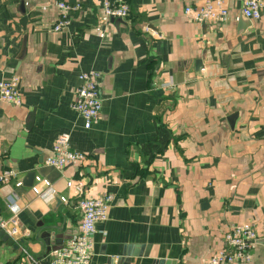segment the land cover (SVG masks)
<instances>
[{"label":"crops","instance_id":"0c3cea01","mask_svg":"<svg viewBox=\"0 0 264 264\" xmlns=\"http://www.w3.org/2000/svg\"><path fill=\"white\" fill-rule=\"evenodd\" d=\"M104 1L0 0V80L17 75L22 96L0 99V172L17 171L0 185V217L15 216L17 230L16 247L0 237V264H50L79 230L77 203L107 193L90 264H208L246 221L264 239V6L251 20L243 0H225L227 20L196 21L185 9L206 0H128L129 17L118 19ZM60 2L82 7L55 31ZM89 70L101 73L103 101L85 128L71 105ZM65 132L86 158L57 169L45 160ZM31 172L56 193L17 187ZM44 227L54 240L36 239ZM126 251L138 255L120 260ZM245 264H264V244Z\"/></svg>","mask_w":264,"mask_h":264},{"label":"built area","instance_id":"2783aa9c","mask_svg":"<svg viewBox=\"0 0 264 264\" xmlns=\"http://www.w3.org/2000/svg\"><path fill=\"white\" fill-rule=\"evenodd\" d=\"M263 0H243V14L251 20H259L262 16ZM58 7L61 14L54 25L55 31H60L70 24L69 12L78 10L82 4L60 2ZM103 10L109 18H128L130 6L128 0H105ZM186 14H190L196 21H225L228 18V9L225 0H206L202 5L188 6ZM100 31V28H96ZM101 73L96 70L82 71L79 74L80 84L76 89V99L71 107L82 117L84 127L90 128L97 120L102 109V96L99 82ZM20 78L13 75L9 79L0 80V99L13 105L22 103V96L19 89ZM163 86L170 87L172 82H165ZM86 156L74 150L70 143V133L58 135L54 146L53 155L47 157L45 164L62 169L65 166L82 162ZM17 177L14 169H5L0 172V185ZM16 186L23 185L22 180L16 181ZM67 186L81 191V182L67 181ZM32 192L42 199H48L56 193L52 182L40 175L35 177L31 187ZM62 201L68 204L67 197H61ZM113 195L107 193L95 198H82L77 203V208L81 214L79 230L55 251L50 264H90L94 256V235L97 232V223L108 219L110 203ZM17 195L8 197L7 206L12 211L17 208ZM18 213V212H16ZM16 217L10 220L0 217V230H5L9 235L17 232L12 225L16 222ZM258 233L252 222L246 221L234 224L224 235V247L212 255L208 264H245L252 260V249L257 243Z\"/></svg>","mask_w":264,"mask_h":264},{"label":"water","instance_id":"95a60500","mask_svg":"<svg viewBox=\"0 0 264 264\" xmlns=\"http://www.w3.org/2000/svg\"><path fill=\"white\" fill-rule=\"evenodd\" d=\"M245 16V15H244ZM201 65L198 61H196V67L197 69L200 70V68L203 67V63L202 61ZM181 72L177 74V81L182 80V68L180 69ZM229 120L231 121V119L229 118ZM36 173L35 172H31L29 173V175L27 176V178L24 180V185H28V186H32L34 183V179H35ZM46 236V237H45ZM0 237L2 238L3 241L7 242L10 245H14L15 247L17 245H15L14 243V239L5 231V230H0ZM36 239H43V241L47 242L48 240L50 241V239L54 240L55 239V233L52 231V228L50 227H44L42 230H40L37 233ZM23 241V240H22ZM257 243H262L264 244V239H258L256 241ZM127 251L122 255V257H120V260L122 261H126V262H130L131 258L130 256H137L138 254H129V257H126ZM140 255V254H139ZM153 264H171V262L169 260L166 259H155L153 261Z\"/></svg>","mask_w":264,"mask_h":264}]
</instances>
